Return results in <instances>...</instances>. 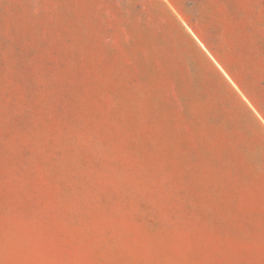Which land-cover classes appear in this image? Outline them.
Masks as SVG:
<instances>
[{"label":"rangeland","instance_id":"rangeland-1","mask_svg":"<svg viewBox=\"0 0 264 264\" xmlns=\"http://www.w3.org/2000/svg\"><path fill=\"white\" fill-rule=\"evenodd\" d=\"M0 264H264V0H0Z\"/></svg>","mask_w":264,"mask_h":264},{"label":"trees","instance_id":"trees-1","mask_svg":"<svg viewBox=\"0 0 264 264\" xmlns=\"http://www.w3.org/2000/svg\"><path fill=\"white\" fill-rule=\"evenodd\" d=\"M208 50H209L211 53H213L212 50H211L210 48H208ZM229 75H230V76L236 81V83H240L241 80H240V81H239V80H236V78L233 77L231 74H229Z\"/></svg>","mask_w":264,"mask_h":264}]
</instances>
